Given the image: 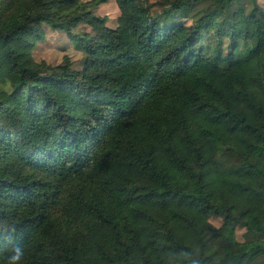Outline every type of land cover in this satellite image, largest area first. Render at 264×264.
Listing matches in <instances>:
<instances>
[{"label":"trees","instance_id":"trees-1","mask_svg":"<svg viewBox=\"0 0 264 264\" xmlns=\"http://www.w3.org/2000/svg\"><path fill=\"white\" fill-rule=\"evenodd\" d=\"M109 1L0 0V264H264L260 0Z\"/></svg>","mask_w":264,"mask_h":264},{"label":"rangeland","instance_id":"rangeland-1","mask_svg":"<svg viewBox=\"0 0 264 264\" xmlns=\"http://www.w3.org/2000/svg\"><path fill=\"white\" fill-rule=\"evenodd\" d=\"M173 1V0H172ZM167 0H156V11L162 10V6ZM260 4L264 7V0H260ZM96 13L100 16H108V25L111 27L117 26L118 18L121 15L120 8L116 0H110L97 8ZM47 34L45 40L39 42L33 50V56L36 61H46L51 66L64 64L66 58L72 60L74 67L82 69L83 52L75 46L70 40L66 32L62 30H53L46 28ZM80 32L91 31V28L86 25L79 27ZM6 67H0V75L5 74ZM191 183V178L182 174L179 171H174L171 178L170 189L162 195L161 201L164 205H188L189 200L180 196V190L186 188ZM212 222L217 226L223 224L222 217L212 216ZM239 240H246L247 230L240 226L236 230Z\"/></svg>","mask_w":264,"mask_h":264},{"label":"clouds","instance_id":"clouds-1","mask_svg":"<svg viewBox=\"0 0 264 264\" xmlns=\"http://www.w3.org/2000/svg\"><path fill=\"white\" fill-rule=\"evenodd\" d=\"M19 257H16V259H18Z\"/></svg>","mask_w":264,"mask_h":264}]
</instances>
